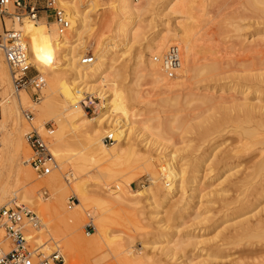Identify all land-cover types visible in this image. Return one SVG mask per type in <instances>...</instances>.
Returning a JSON list of instances; mask_svg holds the SVG:
<instances>
[{"label": "rangeland", "instance_id": "1", "mask_svg": "<svg viewBox=\"0 0 264 264\" xmlns=\"http://www.w3.org/2000/svg\"><path fill=\"white\" fill-rule=\"evenodd\" d=\"M110 1L97 0L98 8L91 13L90 18L92 21V29L88 31L81 40L82 43L85 42V44H87L88 42H97L101 39L102 41H100L104 44H108L109 42L110 47H113V45L115 47L118 44L120 45L117 57L115 56L117 59L115 67L119 71L118 82L121 84L120 87L125 91V88L130 87L129 83L131 79H133L130 69L132 68L131 66L133 65L135 57L138 56L139 53H144L143 50L145 46L152 40L153 36L160 28H165L166 26L175 28L176 23L182 22L183 16L174 15L172 12L169 13V11H163L164 4L167 0H155V11L149 8L141 17V38H138L137 42L134 41L131 43V46L128 45V47H126L127 42L125 43L121 37H117L116 30H114L115 27L113 26L114 23L110 26L111 28L107 27L108 25H105L106 18L111 16V11L107 9V5ZM194 1L192 0V3L194 2L193 5L190 4L193 11L189 7V11H192L189 13H194L192 15H195L196 18V26L193 30V34L195 36L194 40L197 41V59L200 61L199 64L203 62L201 58L215 59L217 62L223 64L225 70L228 71L227 74L223 76L225 80H221V82H218L217 84L213 81H203L201 78H197L200 80L194 79L193 81L188 82V90H184L185 92L182 91L178 100L181 105L180 103H172L173 106L167 105L170 108L160 103L163 96L159 95L151 85L148 86L145 84L143 87L141 86L142 88L140 87L139 89L138 87L136 89L141 95L144 94V101L148 103L150 102L149 104L152 105H136L138 103L130 100L129 96L131 93H127L126 90L123 96L128 98L127 103L129 106H127V108L129 109L130 115V119L127 120V125L130 124V128L133 127L134 130L129 136H125L126 133H122V131H125L127 128H122L115 136L116 142L119 146H108L107 151L93 149L87 150L84 146H75L76 144L72 143L75 142V140L71 139V135H68V141L70 143H68L67 147L62 150V153L67 155V157H71L82 152V154L86 156L87 171L89 172V174L86 175L88 188L91 193L102 196L108 202L105 228L108 230L111 237L117 242L110 246H102L101 249L103 250L100 252L92 254L75 252L69 255L68 250L66 249L65 240L58 238L55 240L57 243V245H55L54 242L51 241L50 236L46 235L45 229L48 228L51 233H53L54 224H57L60 217L58 215H53L51 212L55 200L53 193L42 184L46 178L38 179L33 171H31L33 181L24 183L21 175L18 174L17 167L11 166L7 171V178L9 179V183H11L10 185L19 189L24 186V189L30 191L32 196L29 201H23L20 198V192H17V197L9 194L4 198L5 202H3L4 205L2 207L6 206L12 200L17 199L23 205H26L31 209L36 215L38 214L41 217L44 224V227L42 228L43 235H38L39 231H31V246H40L41 243L48 242L46 246L49 249H47L48 251L45 254H51L56 250H60L65 258L66 264H118V261L121 260L122 257L118 256L119 252L116 249L127 248L132 249L138 257L143 258V262L146 264H186L187 258L192 256L190 254L197 255L199 253V255L203 257L207 254V250H210L207 249L209 246L226 245L228 238L239 229V226L237 225L241 223L243 219H249L252 221L251 223H255L256 220L259 219L257 214L258 210L256 209V204L253 199V188L256 180H252L251 183L245 185H241L239 181L244 178L246 174L250 173H252L251 176L253 178L259 173L264 175V170L259 173L254 172L260 166L259 163L264 159V128L259 126L261 123L258 118L259 116L257 115L258 109L255 111L256 115L254 114V116H258L256 117V120L254 117V121L248 123H243V118L246 114H244V112L246 110L242 109V105L246 107L252 105L264 106V87L258 90V92L262 93L259 95L258 93L253 92L254 90H248L246 84L243 85V83H239L236 77L241 74L240 72L244 71L247 75L253 74L251 69L259 66L264 60V42L259 43L254 49H248L252 41L264 37V21L250 17L247 18L244 17L245 15L241 16L240 11H242V9L240 7L242 5L240 7L239 5L242 4V0H217L213 1V3H211L210 0ZM83 2H86V0H83ZM143 2V0H135L137 6H142ZM155 12H160L161 15L157 13V16ZM248 14L249 13H247V16H249ZM102 19L104 22H102ZM38 21L41 23L40 32L42 36H46L49 29L56 30L55 25L50 27L52 24L51 20ZM8 23L11 25L10 22H7L6 29H8ZM0 27L2 28V30H0V35H2L5 31V27L1 20ZM10 29L12 28L10 27ZM120 39L122 41H120ZM39 42L43 44L41 45V48L43 49V53H45L47 45L44 40H41V38H39ZM236 42L239 43L237 44ZM230 47L233 48V52ZM180 49L182 52V47ZM95 51L94 48L85 50L82 57H85L87 54H91L94 57ZM154 56H156V54ZM0 58H2V62L5 63L1 54ZM52 65L54 68H57L60 75L65 73L66 69L63 60L59 59L56 62L54 58ZM38 73L39 72L33 66L30 74L36 75ZM43 78L46 82L50 79L45 75ZM143 81H140V84L141 82L143 84ZM144 83L146 82L144 81ZM232 85L236 86V90L238 87L244 88L245 86V88L240 91L238 90V92H229V86ZM212 86H216L214 91L215 96H219L223 92L225 95V99L218 102L216 107L214 106L212 109H206L199 107L197 102L183 101L186 98L184 95L192 97L188 96L191 94L193 95L192 99H196L195 97H198L199 95H207L208 90H210V87ZM221 88H224L223 92H220ZM141 89H143V92ZM46 91L47 84L39 95V101L35 100L30 91H21L14 95L15 92L13 91V88L10 92V94L13 95L10 96L15 99L18 98L16 95H21L22 93L27 96L28 101L25 105V109L21 112V116H23L24 112L27 110L33 111L34 120L32 125L35 128L42 129L44 125L48 123H53L55 125L54 135H52L50 139L53 151V142L57 135L59 122V120L54 117L58 113L39 116L37 114L38 107L33 105L38 104V106H40L46 102ZM93 96L96 97V102L99 104L101 102L98 98L99 94H93ZM257 97L261 98L262 104L257 105ZM175 104L180 107V109L178 106L176 107L179 109L178 111H180L177 114L183 116L185 121H189V123L191 122V125L198 123L201 120V117L209 118L210 123L222 120L224 117L221 128L215 134L211 133L205 138L198 137L195 132L189 131V133L188 131H185L181 137H174L171 143H161L162 145H165L163 147L159 146V140L154 138L152 133L151 136L148 131L143 129L141 124L134 123L135 121L138 122V120L142 119H153L150 121L153 122L151 123L152 125L173 121V116L176 114L174 112L177 111V109L174 108ZM173 108L176 109L174 112ZM135 112L141 114V116L135 114ZM258 113L260 115L261 112L258 110ZM135 115L137 117H135ZM87 117L91 119L97 117V115L89 114ZM117 117L119 121L124 120V117L119 113H117L116 118ZM23 120L25 123L23 129L24 137L25 134L30 131V125L27 124L24 116ZM256 122L258 123L256 124ZM124 124L125 121L121 123V125ZM148 125H150V123H148ZM244 127L254 130L257 136L255 138L241 136L240 133ZM12 128L13 126L10 121L5 119L2 115V108L0 107V148L2 147L1 144H3V142L10 139L12 141ZM102 129L104 130L102 131ZM110 129H112V127L101 128L100 132L105 136ZM23 142V148L26 147L25 155H23V157L25 156L24 158L28 159L30 157V149L25 141ZM131 143H134L137 146L138 154H135L131 150ZM171 144H177V147L175 148H181L178 156L179 158L181 157V159L183 158L184 162L188 165L186 177L188 176L191 178V175H195L192 173V167L195 166L196 160L204 161V163L200 165L202 167L197 173L200 178L198 181L200 180L201 188L199 187L200 189L195 193L193 192L194 189H188L187 185V189L185 188L184 199L182 201V203H187V205L183 209L184 212L181 218L177 219H170L169 217V213H171L170 211H173V206L171 204L163 205L161 207L158 205H152L150 201H146L143 196L141 197L138 195L143 191V186L149 185L150 178L147 165H145L142 160H139V158L149 156L154 159V166L156 167L158 174H160L164 164L161 163L162 161H158L160 158L159 155L162 156L163 154L172 151L173 147ZM165 148H167V150H164ZM57 162L61 166L60 169L63 174L61 178L62 181L65 182V184L68 183L65 195L66 202H64V212L71 214L76 210V201L74 207L69 209V199L75 197L70 191V187L73 186V181L78 175L75 172L74 163L71 160H62V162L57 160ZM107 170L109 173H107ZM71 174H73V176H71ZM99 174H102V176ZM66 178L69 182L65 180ZM42 190L47 192L45 197L41 194ZM115 191H120L123 198L132 201H126L124 204H115L110 195ZM177 196L173 199L174 202L182 200V197L179 198L180 194ZM188 196L192 199H189ZM135 198H138L139 200L133 202V199ZM88 204L85 205L86 208H84L83 211L81 210L82 213H80L81 215L79 216V225L81 226L80 233L83 238H90L89 236L96 233V227H98L99 209L97 210V207H95V204H92V202H89ZM244 204L249 207L248 210L243 211ZM181 205L182 204L180 203L178 207ZM60 214L63 215L62 211ZM87 216L93 218L94 230H84V226L88 221ZM262 216H264V213ZM249 220L248 222L250 223ZM191 239H193L191 241L193 244H188L187 242ZM237 240L234 241L236 244L224 246L223 251L219 254L221 260L218 261V264H258V256H255L260 250V246H256L258 245V240L256 239L257 241H255V239L251 237ZM198 241H202V243L200 242V246L199 244L195 246L197 247L195 249L193 245L195 242L199 243ZM174 242H185L187 243L185 244L187 247L183 252H177L172 261H170L166 258L164 253H162V249L170 247ZM56 246H58L57 248L59 249H57ZM262 251L264 257V247Z\"/></svg>", "mask_w": 264, "mask_h": 264}, {"label": "bare ground", "instance_id": "2", "mask_svg": "<svg viewBox=\"0 0 264 264\" xmlns=\"http://www.w3.org/2000/svg\"><path fill=\"white\" fill-rule=\"evenodd\" d=\"M143 1L144 2L142 6H137L135 0H111L107 5V9L111 11V16L106 18L105 25L110 27L114 23L113 26L115 27L114 30H116L115 32L117 37L119 36L123 39V42H127L126 47H128V45L131 46V43L134 41L137 42V39L141 38V17L143 16L144 12L149 8L155 11V0ZM213 1L217 0H210L211 3H213ZM194 2L192 3V0H167L165 2L163 11H169V13L172 12L174 15H182L183 19L182 22L176 23L175 28H170L168 26L165 28H160L159 31H157L153 36L152 40L145 46L143 50L144 53H139L138 56L135 57L133 65L131 66L132 68L130 69L133 79H131L129 83L130 87L125 88V91L127 90V93H131L129 98L133 102L138 103L136 105L142 104L143 106L150 103L144 101V94L141 95V93H139V91L136 89L138 87L140 89V87H143L145 84L148 86L151 85L159 93V95L163 96L160 103L170 106L172 103H180L178 100L180 98L181 92L187 91V83L193 81L194 79L200 80L197 78H201L203 81H213L216 84L221 82V80H225L223 76L227 74L228 71L225 70L223 64L217 62L215 59L211 60L202 58L201 60H203V62L199 64L200 61L197 59V41L194 40L195 36L193 34V30L196 26V18L195 15H192L194 13H189L193 11L190 4L193 5ZM241 3L242 4L239 3V7L242 5L240 7L242 9V11H240L241 16L245 15L244 17L247 18L250 17L253 19L255 18L256 20L264 21V0H242ZM61 5L70 14L72 23L68 33L63 36L58 34L57 29H49L48 34L46 36H42L40 32L41 23L38 20H24L23 22H12L11 20H6V23H11V25L8 23V29L11 27L14 30H22L26 38L25 45L33 66L40 74L50 78L49 81L47 80L46 82V102L40 106H38V104L33 105L38 107L36 108L38 112L37 114L39 116H47L58 113L54 117L57 118L59 122L57 135L55 137V141L53 142L54 150L52 151L51 147V152L54 157H56L57 160L61 162L62 160H71L74 163V169L78 175V177L73 181V186L70 187V191L76 197V210L71 214L64 212V202H66L65 195L67 192L68 183L65 184V182H63L61 179L63 175L62 170L60 169L61 166L59 165V173L58 171H55L49 177H45L46 179L42 182V184L53 193L55 204L51 208V212L53 215H58L60 217L59 218L57 216L59 220L57 221V224H54V235L48 228L45 229L46 235L50 236L51 241H53L55 245H57L55 241L56 239L59 238L61 240H65L66 249L68 250L69 255L75 252L92 254L102 251V246H110L117 242L113 237H111V235L108 233V230L105 228V222L107 221L106 213L108 211V202L102 196L91 193L88 188L86 175L89 174V172L87 171L86 156L82 154V152H79L76 155L67 157V155L62 153V150L67 147L68 143H70L68 141V135H71V139L75 140V142H72L76 144H74L75 146H84L87 148V150L93 149L107 151L108 146L110 147L114 145L116 147L119 145L117 144L116 139L115 143L112 145L105 144L103 140L106 135H113L115 138L116 134L122 128H127L125 131H122V133L125 132V136H129L134 128H130V124L127 125V120L130 119L129 109L127 108V106H129L127 103L128 98L123 96L125 91H123V89L120 87L121 84L118 82L119 71L115 67L117 64V52L119 51L118 48L120 45L118 44L116 47L114 45L113 47H110L109 42L108 44H104L101 42V39V41L98 40L97 42H88L87 44H85V42L82 43L81 40L82 37L92 29V21L90 18L91 13L98 8L97 0H86V2H83V0H62ZM189 7L192 9V11H189ZM155 13L161 15L160 12ZM247 13H249V16H247ZM102 22H104L103 19ZM54 25L55 24L52 23L50 27H53ZM176 28H179L178 30L180 31H178ZM0 30H2L1 27ZM39 38L44 40L45 44L47 45L45 53H43V49L41 48V45L43 44L39 42ZM120 41L122 40L120 39ZM261 42H264V37L252 41L248 49H254ZM236 43L238 44L239 42ZM172 46H176L180 50L181 66L173 78H168L165 72L162 70L160 59ZM181 47L182 52L180 49ZM91 48L96 50L93 57L94 62L90 66H84L82 62L85 57H82V54L85 50ZM230 49L233 52V48L230 47ZM163 51L165 52L161 54ZM155 54L156 56H154ZM54 58L56 62L59 59L63 60L66 69L65 73L63 71L64 74L60 75L57 68H54L52 65ZM1 59L2 58H0V107L2 108V115L5 117V119L10 121L13 128L11 133L12 141L10 139L3 142V144H1L2 147L0 148V209L4 205V198L9 194L16 196L17 192H20V198L23 201H29L32 196L30 191L24 189V186L19 189L10 185L11 183H9V179L7 178V171L9 168H11V166L17 167L18 174L21 175L24 183L33 181L31 172L32 170L27 164L28 159L24 158L25 156L23 157L26 150V147L23 148V141H25L26 144L27 142L25 136L23 137V129L25 126L23 116H25V112L23 116H21V112L25 109L28 98L24 93L21 95H16V97H18L17 99L10 96L13 95L10 94L11 89L13 88L10 74L6 64L3 63ZM251 71L253 74L249 75H247L245 71L240 72L242 75L240 74L236 77V79H238L239 83H243V85L246 84L248 90H254L253 92L261 95L262 93L258 92V90L264 87V60L259 66L251 69ZM143 80L146 83H144ZM140 81H143V84L141 82L142 85L140 84ZM229 88V92H238V90H243L245 86L244 88L238 87L237 90L236 86L234 85L229 86ZM215 89L216 86L210 87L207 95H199L198 97L196 96V99H192L193 95L191 94L187 95L192 97H187L184 95L186 98L183 101L186 100L188 102H197L199 107L212 109L214 106L216 107L218 102L225 99L223 92L224 88L220 89V92L222 91L223 93H221L219 96L214 95ZM141 91L143 92V89H141ZM15 94L16 93H14V95ZM93 94H99L98 98L101 102L97 105V117L90 119L87 117V114L84 111L82 101L85 99V97H89ZM257 98V105L262 104L261 98ZM175 105L174 108L177 106L179 107V105ZM174 108L173 112L177 109ZM179 109H177V111ZM242 109L246 110L244 112V114L246 113L245 117L242 116L244 117L243 123L252 122L254 121V117L256 120V117L259 116L258 118L260 119L261 123L259 126L264 128V106L252 105L250 107H246L242 105ZM257 109L259 112H261L260 115ZM256 110L258 116H254V114L256 115ZM177 111L174 112L176 114L173 116V121L152 125L151 123L153 122L150 121L153 119H142L138 120V122L135 121L134 123L141 124L143 129L148 131L150 135L152 133L153 137L160 141H158L159 146L164 147L165 145H162L161 143H171L174 137H181L185 131L195 132L198 137L201 138H205L211 133L215 134L221 128L222 120L224 119L223 117L222 120L215 122L213 121L214 123H210L209 118L201 117V120L198 123L191 125V122L189 123V121H185L183 116L177 114L180 111ZM31 112L33 113V111ZM136 112L135 114H137ZM117 113L124 117V125H121L123 121H119L118 117L116 118ZM137 115L141 116V114ZM135 117L137 116L135 115ZM148 123H150V125H148ZM257 123L258 122H256V124ZM110 127H112V129H110V131L106 133L105 136H103L100 132L101 128ZM103 130L104 129H102V131ZM240 135L249 136L251 138H255L257 136L254 130L245 127L242 128ZM171 145L173 147L172 151L165 153L162 156L159 155L160 158L158 161H162L161 163L164 164L160 174H158L156 171V167L153 163L154 159L149 156L139 158V160H142L144 164L147 165L150 178L149 185L143 186V191L138 195L141 197L143 196L144 199L146 201H150L152 205H158L161 207L163 205L171 204L173 206V211H170L171 213H169V217L170 219H177L181 218L184 212L183 209L187 205V203H182L187 185L188 189H194L193 192L195 193H197V190L201 188L199 182L200 180L198 181L200 178L198 177L199 175L197 173L202 167L200 165L203 164L204 161L202 162L201 160H196L195 166L192 167V173L195 175H191V178L188 176L186 177L188 165L186 162H184L183 158L181 159V157L179 158L178 156L179 150H181V148H175L177 147V144ZM130 148L135 154H138L137 146L134 143H131ZM164 150H167V148ZM259 164L260 166L254 172L259 173L264 170V159ZM107 173H109L108 170ZM99 175L102 176V174ZM251 175L252 173L246 174L245 177L239 181V183L241 185H245L247 183H251L252 180H256L253 188V199L256 204V209L258 210L257 214L259 219L256 220L255 223H251L252 221L249 219H243L242 222L237 225L239 226V229L235 231L230 238H228L226 245L209 246L207 249L210 250H207V254H205L203 257L199 255V253L197 255L190 254L192 256L187 258L186 264H218V261L221 260L219 254L223 251L224 246L236 244L234 242L235 240L242 238L244 239L246 237H251L255 239V241L258 240V245L256 246H260V250L257 253L258 255L256 254L255 256H258V264H264L262 251L264 247V216H262L264 213V175L259 173L254 178ZM71 176H73V174H71ZM65 180L69 182L67 178ZM120 191H115L110 194L115 204H124L126 201H132L123 198ZM178 194H180L179 198L182 197V200H179V202H174L173 199ZM189 199L192 198L190 197ZM138 200V198H135L133 199V202H137ZM89 202H92V204L94 203L95 207H97V210L99 209L98 227H96V233L89 236L90 238H83L80 233L81 226L79 225V216L81 215L80 213H82L81 210L83 211V209L86 208L85 205H87ZM180 203L182 205L178 207ZM248 208L249 207H247V205H243V211L248 210ZM61 211L63 215L60 214ZM37 216L39 219L38 226L36 229H31L30 232L39 231L38 235H43V220L38 214ZM192 240L193 239L187 243L193 244L191 242ZM200 242L202 243V241ZM200 242L194 243L193 246L195 249L197 248L195 246L198 244L200 246ZM47 243L48 242H43L40 244V247L43 248L42 250L44 253H46L48 251L47 249H49L46 246ZM187 243L174 242L170 247H165L162 249V253H164L167 259L172 261L177 252H183V250L186 249L187 245L185 246V244ZM57 247L58 246H56V248ZM116 250L119 252L118 256L122 257L121 260L118 261V264H146L143 262V258L138 257L132 249L127 248ZM211 253H214L215 255ZM51 254H47V256Z\"/></svg>", "mask_w": 264, "mask_h": 264}, {"label": "built area", "instance_id": "3", "mask_svg": "<svg viewBox=\"0 0 264 264\" xmlns=\"http://www.w3.org/2000/svg\"><path fill=\"white\" fill-rule=\"evenodd\" d=\"M62 0H0V20L5 31L0 35V54L10 73L12 87L15 93L30 91L36 101L46 85L45 79L38 73L31 75L33 68L30 55L25 45V36L21 30H7L6 20L12 22L51 20L60 36L70 30L71 16L61 5ZM94 62L91 54L83 59L84 66ZM160 65L168 78H173L181 66L180 50L172 46L160 59ZM82 105L87 115L97 113L96 97H85ZM33 113L25 111L24 119L30 125V131L25 135L30 149L27 164L38 179L49 177L58 171L59 164L51 152L50 139L55 125L48 123L42 129L32 125ZM104 143H115L113 135H106ZM43 197L47 195L41 191ZM75 197L69 199V208L74 207ZM38 216L17 199L12 200L0 209V264H66L63 254L56 250L47 256L40 246L30 245V230L38 226ZM85 231L95 229L93 219L87 216ZM59 249V248H57Z\"/></svg>", "mask_w": 264, "mask_h": 264}]
</instances>
